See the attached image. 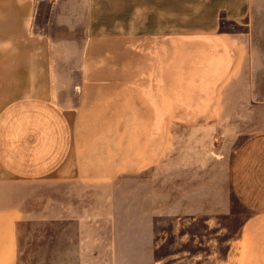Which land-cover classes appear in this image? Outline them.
Listing matches in <instances>:
<instances>
[{
	"label": "crops",
	"instance_id": "1",
	"mask_svg": "<svg viewBox=\"0 0 264 264\" xmlns=\"http://www.w3.org/2000/svg\"><path fill=\"white\" fill-rule=\"evenodd\" d=\"M262 11L264 0H0V188L112 176L120 150L129 165L130 131L218 115L240 62L232 24ZM66 73L74 107L56 86ZM248 98L264 116L258 89ZM229 182L254 215L240 264H264V128L234 153ZM17 223L0 196V264H18Z\"/></svg>",
	"mask_w": 264,
	"mask_h": 264
},
{
	"label": "rangeland",
	"instance_id": "2",
	"mask_svg": "<svg viewBox=\"0 0 264 264\" xmlns=\"http://www.w3.org/2000/svg\"><path fill=\"white\" fill-rule=\"evenodd\" d=\"M232 26L240 62L218 115L130 131L129 165L120 150L112 176L98 169L76 180L1 185L2 207L18 222V264H240L243 227L254 215L233 194L229 167L264 128L248 98L255 89L264 98V11ZM68 76L59 74L56 86L74 107L79 94Z\"/></svg>",
	"mask_w": 264,
	"mask_h": 264
},
{
	"label": "built area",
	"instance_id": "3",
	"mask_svg": "<svg viewBox=\"0 0 264 264\" xmlns=\"http://www.w3.org/2000/svg\"><path fill=\"white\" fill-rule=\"evenodd\" d=\"M47 0H39V2H41V3H44V2H46Z\"/></svg>",
	"mask_w": 264,
	"mask_h": 264
}]
</instances>
